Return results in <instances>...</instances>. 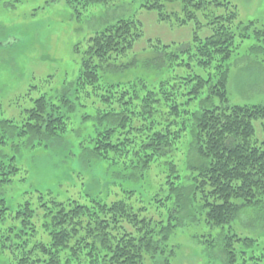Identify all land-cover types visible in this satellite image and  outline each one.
I'll return each instance as SVG.
<instances>
[{
    "label": "trees",
    "instance_id": "1",
    "mask_svg": "<svg viewBox=\"0 0 264 264\" xmlns=\"http://www.w3.org/2000/svg\"><path fill=\"white\" fill-rule=\"evenodd\" d=\"M109 2L70 0L77 21ZM140 2L158 11L160 21L179 26L195 21L193 41L177 50L151 42L145 50L154 55L145 69L155 70L160 77L155 83L144 77L105 79L108 71L137 64L136 58L118 63L142 37L141 21L119 19L90 35L83 49L77 44L81 67L71 95L65 91L56 100L40 96L21 122L0 119V183L25 179L15 154L23 144L47 147L67 137L72 114L89 105L93 110L85 112L83 121L92 122L94 130L83 148L123 176L144 174L166 163L162 159L179 145H188V173L181 175L178 164L167 161L168 185L151 196L158 206L173 207L166 219L144 216L147 208L134 201V191L116 181L106 194L61 200L52 191H39L14 207L0 196V247L11 251L17 264H144L147 256L165 254L171 234L183 225V212L197 208L208 226L220 229L204 235L203 242L221 248L223 264H264L259 238L243 236L234 227L245 210L264 208V136L254 138L257 120L264 134V105L229 103L228 67L248 39L257 42L249 50L264 52V27L240 22L238 6L230 0ZM176 2L182 3V13L165 12L166 4ZM200 13L212 31L205 38L197 32L203 26ZM199 66L206 76L172 74L176 67L195 72Z\"/></svg>",
    "mask_w": 264,
    "mask_h": 264
},
{
    "label": "rangeland",
    "instance_id": "2",
    "mask_svg": "<svg viewBox=\"0 0 264 264\" xmlns=\"http://www.w3.org/2000/svg\"><path fill=\"white\" fill-rule=\"evenodd\" d=\"M230 1L238 6L240 22L254 21L257 27H264V0ZM74 5L70 0H0V119L21 122L25 110L40 96L56 100L65 91L71 95L81 67V55L75 46L80 44L83 49L90 35L119 19L141 21L143 35L118 63L136 58L137 64L106 73L105 79L113 82L140 77L150 83L157 82L160 77L155 70L145 69L154 53L145 49L151 42L160 41L177 50L193 41L196 30L195 21L183 26L160 21L158 11L142 8L140 0H110L107 4H98L81 21L74 17ZM172 11L182 13V3L166 4L165 12ZM199 21L203 26L197 31L198 35L205 38L212 32L206 24L208 18L200 13ZM254 43H257L254 39L246 40L228 61L230 104L264 105V52L249 50ZM194 70L176 67L172 74L207 75L201 66ZM166 75L169 73L163 74ZM92 110L89 105L78 107L72 114L73 129L69 135L47 142V147L30 149V144H23L15 154L22 169L19 176L24 175L25 179L11 184L0 183V196L14 207L29 193L37 195L39 191H52L61 200L106 194L116 181L134 191V201L147 208L144 216L166 219L173 205L158 206L151 196L168 185L171 173L167 161L177 163L181 175L188 173V145H179L170 153L172 156L162 159L166 163L154 164L144 174L123 176L117 170L114 172L113 167L108 168L107 163H101L88 146L83 148L94 130L92 122L83 121V115ZM254 125V138L261 141L264 136L261 120ZM182 221L183 225L171 234L165 254L160 253L155 258L147 256L144 264H223L221 248L203 242L204 235H216L220 229L208 226L197 208L190 213L183 212ZM234 224L243 236L257 237L264 245V208L245 210ZM0 264H17V261L11 251L0 247Z\"/></svg>",
    "mask_w": 264,
    "mask_h": 264
}]
</instances>
